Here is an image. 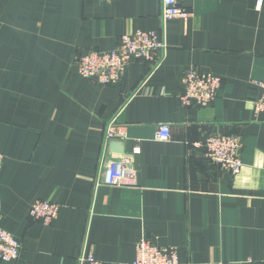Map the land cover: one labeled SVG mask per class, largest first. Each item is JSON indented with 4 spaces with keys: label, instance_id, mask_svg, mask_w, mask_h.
Instances as JSON below:
<instances>
[{
    "label": "crops",
    "instance_id": "obj_1",
    "mask_svg": "<svg viewBox=\"0 0 264 264\" xmlns=\"http://www.w3.org/2000/svg\"><path fill=\"white\" fill-rule=\"evenodd\" d=\"M178 3L188 17L163 22L161 0H0V227L20 242L17 261L0 264H132L140 235L174 247L180 263L263 264L264 115L253 101L264 1ZM136 30L166 49L130 60L115 84L77 72L75 55ZM190 68L220 78L209 105L180 102ZM111 120L122 139L105 141ZM211 135L238 139L237 174L207 158ZM112 157L129 159L135 186L102 183ZM35 199L57 204V218H31Z\"/></svg>",
    "mask_w": 264,
    "mask_h": 264
},
{
    "label": "built area",
    "instance_id": "obj_2",
    "mask_svg": "<svg viewBox=\"0 0 264 264\" xmlns=\"http://www.w3.org/2000/svg\"><path fill=\"white\" fill-rule=\"evenodd\" d=\"M264 0H256V6ZM188 11L179 6L178 0H161L160 18L167 22L174 18L186 19ZM167 45L154 31L136 30L120 36L115 48L107 51L88 50L75 55L77 72L95 82L107 85L118 83L130 60H154L166 49ZM160 56V55H159ZM159 56L157 58H159ZM156 58V59H157ZM183 91L179 100L184 105L206 106L216 97L221 80L210 72H197L193 68L186 70L181 78ZM255 84L261 89L259 97L253 101L254 111L264 115V80ZM125 136L123 126L114 120L107 122L104 130L105 141L122 139ZM156 138L166 140L169 130L166 124H159ZM205 155L221 168L237 174L242 162L239 158L240 144L235 136L211 135L204 140ZM3 155L0 153V170ZM102 183L111 187H132L136 184L134 171L129 166V159L112 157L105 160ZM59 206L53 202L35 199L31 202L28 214L31 218L45 224L57 218ZM20 252V242L7 230L0 227V261L15 263ZM79 264H98L91 255L80 256ZM132 264H185L180 263L177 251L172 246H158L145 235L135 242V257ZM264 264V258H263Z\"/></svg>",
    "mask_w": 264,
    "mask_h": 264
},
{
    "label": "water",
    "instance_id": "obj_3",
    "mask_svg": "<svg viewBox=\"0 0 264 264\" xmlns=\"http://www.w3.org/2000/svg\"><path fill=\"white\" fill-rule=\"evenodd\" d=\"M109 146L110 147H115V146H120V144L118 143V142H116V141H111L110 143H109ZM118 148V147H117ZM121 152H122V150H121Z\"/></svg>",
    "mask_w": 264,
    "mask_h": 264
}]
</instances>
